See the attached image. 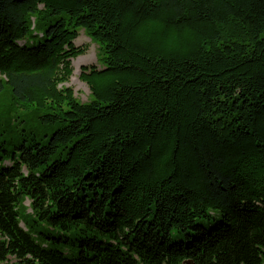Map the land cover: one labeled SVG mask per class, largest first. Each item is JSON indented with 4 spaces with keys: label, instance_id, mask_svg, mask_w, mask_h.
<instances>
[{
    "label": "trees",
    "instance_id": "obj_1",
    "mask_svg": "<svg viewBox=\"0 0 264 264\" xmlns=\"http://www.w3.org/2000/svg\"><path fill=\"white\" fill-rule=\"evenodd\" d=\"M0 264H264V0H0Z\"/></svg>",
    "mask_w": 264,
    "mask_h": 264
},
{
    "label": "rangeland",
    "instance_id": "obj_2",
    "mask_svg": "<svg viewBox=\"0 0 264 264\" xmlns=\"http://www.w3.org/2000/svg\"><path fill=\"white\" fill-rule=\"evenodd\" d=\"M36 41L42 42V39L38 36L33 40L34 43H36ZM74 45L82 48L84 53L71 61L73 69L72 75L69 78V81L62 87L71 88L77 100L80 102H86L89 96V91L86 84L80 80L81 68L88 66H96L100 68V51L98 45L91 41L83 30L78 31V37L74 40ZM5 165H8V163L5 162ZM29 204L28 200H24L20 204L19 211L21 216L29 214Z\"/></svg>",
    "mask_w": 264,
    "mask_h": 264
}]
</instances>
